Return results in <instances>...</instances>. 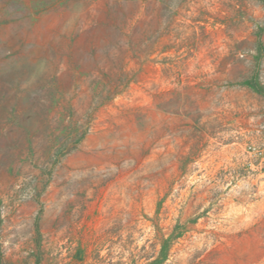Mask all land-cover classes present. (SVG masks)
<instances>
[{
  "label": "rangeland",
  "instance_id": "1",
  "mask_svg": "<svg viewBox=\"0 0 264 264\" xmlns=\"http://www.w3.org/2000/svg\"><path fill=\"white\" fill-rule=\"evenodd\" d=\"M0 264H264V0H0Z\"/></svg>",
  "mask_w": 264,
  "mask_h": 264
}]
</instances>
